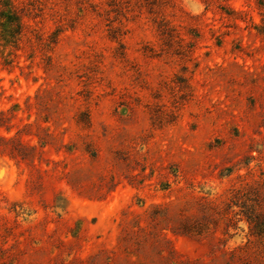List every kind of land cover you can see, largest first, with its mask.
I'll return each mask as SVG.
<instances>
[{"label": "rangeland", "instance_id": "1", "mask_svg": "<svg viewBox=\"0 0 264 264\" xmlns=\"http://www.w3.org/2000/svg\"><path fill=\"white\" fill-rule=\"evenodd\" d=\"M15 4L0 264H264V0Z\"/></svg>", "mask_w": 264, "mask_h": 264}, {"label": "trees", "instance_id": "2", "mask_svg": "<svg viewBox=\"0 0 264 264\" xmlns=\"http://www.w3.org/2000/svg\"><path fill=\"white\" fill-rule=\"evenodd\" d=\"M18 7L15 0H0V27L4 29L5 35H0V43L11 46L14 44L19 36H21V29L23 27L22 18L18 15ZM160 36L171 43L175 36L172 28H169L167 23L162 21L159 25ZM251 228V235L259 240L264 241V221L249 219Z\"/></svg>", "mask_w": 264, "mask_h": 264}]
</instances>
